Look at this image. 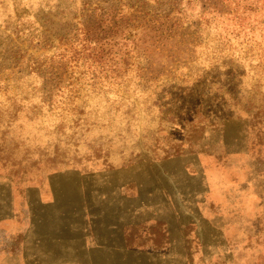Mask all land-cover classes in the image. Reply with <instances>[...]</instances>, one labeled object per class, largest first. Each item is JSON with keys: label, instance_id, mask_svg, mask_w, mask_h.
<instances>
[{"label": "rangeland", "instance_id": "374dc122", "mask_svg": "<svg viewBox=\"0 0 264 264\" xmlns=\"http://www.w3.org/2000/svg\"><path fill=\"white\" fill-rule=\"evenodd\" d=\"M0 264H264V0H0Z\"/></svg>", "mask_w": 264, "mask_h": 264}]
</instances>
